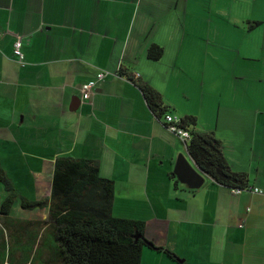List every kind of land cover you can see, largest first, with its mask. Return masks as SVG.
Here are the masks:
<instances>
[{
	"label": "crops",
	"instance_id": "0c3cea01",
	"mask_svg": "<svg viewBox=\"0 0 264 264\" xmlns=\"http://www.w3.org/2000/svg\"><path fill=\"white\" fill-rule=\"evenodd\" d=\"M18 39L24 66L13 55ZM153 45L163 50L158 61L148 58ZM120 74L156 90L172 116L195 117L199 131L220 141L230 169L262 194L233 193L209 177L195 191L175 186L169 174L187 142ZM92 81L85 101L81 88ZM27 121L43 158L62 132L54 160L94 161L115 183L113 215L144 221L145 231L160 203L150 212L123 208L117 193L190 196L197 208H174L173 253L182 264H264V0H0V135L21 134ZM145 250L142 264L146 256L163 264Z\"/></svg>",
	"mask_w": 264,
	"mask_h": 264
},
{
	"label": "trees",
	"instance_id": "16d2710c",
	"mask_svg": "<svg viewBox=\"0 0 264 264\" xmlns=\"http://www.w3.org/2000/svg\"><path fill=\"white\" fill-rule=\"evenodd\" d=\"M162 55L163 50L157 45L148 50V58L152 61H158ZM120 76L141 90L155 115L162 116V119L167 115L172 116L167 113L161 95L140 82L136 74ZM179 120L178 126L190 135L185 143L191 162L223 187L241 191L248 189L247 175L230 169L220 141L212 133L199 131L195 117L184 116ZM164 124L167 128V124ZM169 177L175 186L179 185L173 173ZM0 185L4 186L1 190L9 194V198L1 204V212L7 216L14 192L1 165ZM114 198V181L103 177L94 161L72 155L57 156L54 160L48 219L55 245L49 250L50 258H43V264H52V260H55V264H142L145 249L162 253L170 261L181 263L182 260L169 249L157 247L146 238L144 221L115 217ZM30 204L24 202L23 207L44 205ZM21 259L23 262L29 260L28 257Z\"/></svg>",
	"mask_w": 264,
	"mask_h": 264
},
{
	"label": "rangeland",
	"instance_id": "374dc122",
	"mask_svg": "<svg viewBox=\"0 0 264 264\" xmlns=\"http://www.w3.org/2000/svg\"><path fill=\"white\" fill-rule=\"evenodd\" d=\"M224 58L230 61L232 59L231 52L225 53ZM208 60H211L210 57ZM20 130H22L21 134L14 132L13 134L4 133L0 135L3 137L2 142H0V165L11 181L12 192H14L9 215L5 216L1 212V204L9 198V194L1 190L4 186L0 185V264H43V258H50L49 250L55 245V239L50 233L53 229H49L48 219L54 155L55 151L58 150V153H62L64 149V143L59 138L63 136V133L59 132L58 138L50 140V146L53 148H48L46 150L47 156L43 158V149L35 145L38 144L37 141H34L37 140V136L29 121ZM14 134L21 141V145L14 143L13 138H11V135ZM29 139L31 141H28ZM184 152L183 146L182 153ZM129 193L133 196L129 201L124 200V196L129 197ZM182 197L183 194L178 192H121L116 195V203L122 204L121 207L123 208L133 207L147 212H150L152 206L160 203L159 205L163 210L158 214L159 218L155 219L154 215L149 218V226L145 235L148 239L156 232L153 240L161 238L165 246L169 244L173 247L170 249L173 252L175 251L176 231L180 228L178 223L180 215L178 209L174 208L181 205L185 207L196 206L193 201L189 200L190 196ZM177 198H181V200ZM24 202L31 203L30 205H35L32 203H44V205L24 208ZM143 210H141L142 214ZM184 227L187 226L184 225ZM47 229L49 230L47 231ZM145 251V254H150L149 250ZM157 255L159 259L163 258V264H180L178 262L173 263L164 254L157 253ZM23 257H28L29 260L23 262L21 259ZM145 258V263L153 264V260L147 256ZM159 263L160 261L156 260L155 264ZM52 264H55V260H52Z\"/></svg>",
	"mask_w": 264,
	"mask_h": 264
},
{
	"label": "built area",
	"instance_id": "2783aa9c",
	"mask_svg": "<svg viewBox=\"0 0 264 264\" xmlns=\"http://www.w3.org/2000/svg\"><path fill=\"white\" fill-rule=\"evenodd\" d=\"M13 55L15 57V59L17 60V62L21 65V66H24V62H23V59H24V56L22 54V51H21V40L18 39L14 42V45H13ZM107 74L106 73H101L99 74L98 76V80H103L104 77H106ZM118 76V75H116ZM120 76V75H119ZM121 77V76H120ZM123 78V77H122ZM96 86V82L95 81H92V82H89L87 84H84L81 88V92H82V97H83V100H88L89 97L91 96V93L93 91V89L95 88ZM164 123L167 124V130L173 134H175L179 139H181L183 142H188L189 139H190V135L188 132L182 130L178 125H179V122L180 120L177 118V117H173L171 115H167L164 117L163 119ZM241 190H233V193H241L240 192ZM242 191H252V192H255V193H258V194H262L261 191L257 190V189H254V190H250L249 188L246 189V190H242Z\"/></svg>",
	"mask_w": 264,
	"mask_h": 264
},
{
	"label": "water",
	"instance_id": "95a60500",
	"mask_svg": "<svg viewBox=\"0 0 264 264\" xmlns=\"http://www.w3.org/2000/svg\"><path fill=\"white\" fill-rule=\"evenodd\" d=\"M172 173L180 184L193 191L200 189L207 177L189 160L188 155L184 154L176 159ZM182 263L181 261L180 264Z\"/></svg>",
	"mask_w": 264,
	"mask_h": 264
}]
</instances>
